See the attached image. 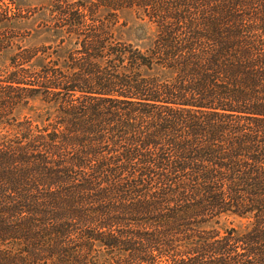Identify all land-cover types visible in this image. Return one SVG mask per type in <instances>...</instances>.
<instances>
[{"label": "trees", "instance_id": "trees-1", "mask_svg": "<svg viewBox=\"0 0 264 264\" xmlns=\"http://www.w3.org/2000/svg\"><path fill=\"white\" fill-rule=\"evenodd\" d=\"M122 9L157 26L150 49L115 36ZM42 10L58 45L0 70V264H264V0ZM36 98L44 124L19 120ZM229 216L251 226L212 225Z\"/></svg>", "mask_w": 264, "mask_h": 264}, {"label": "rangeland", "instance_id": "rangeland-1", "mask_svg": "<svg viewBox=\"0 0 264 264\" xmlns=\"http://www.w3.org/2000/svg\"><path fill=\"white\" fill-rule=\"evenodd\" d=\"M55 0H12L6 1L8 8L2 6L0 2V20L7 19L8 16H13L11 23L0 25L2 34L10 37H18L16 46L13 49L6 50L0 57V70L12 71L11 57L19 52L18 46L24 48H40L43 46L58 45V40L53 32L47 28L49 16L45 10L39 11L44 7L50 6ZM76 2L77 0H68ZM82 2H92L95 0H81ZM36 9V10H35ZM34 13H31L33 12ZM36 11V13H35ZM108 12L113 14L106 8H102L100 16L105 17ZM115 22L112 25L115 36L124 42L132 43L135 46L148 50L150 49L158 35V28L155 24L151 23L148 18L137 12L134 9H122L117 12ZM65 49H60L58 55L52 59L62 58L65 56ZM53 50L49 52L52 54ZM51 58L48 55H39L28 66L32 69H38ZM160 69L156 68L153 71H145L147 75L159 74ZM170 77L171 74H168ZM52 112L49 107L40 99L36 98L31 100L27 105L19 107L15 111V116L19 120L24 118H31L36 123L42 125L47 115ZM217 227L221 232L229 228H236L240 232H245L251 226V221L241 219L236 216L224 217L219 225L212 224Z\"/></svg>", "mask_w": 264, "mask_h": 264}]
</instances>
